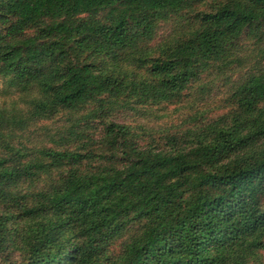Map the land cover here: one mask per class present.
<instances>
[{"label": "trees", "instance_id": "obj_1", "mask_svg": "<svg viewBox=\"0 0 264 264\" xmlns=\"http://www.w3.org/2000/svg\"><path fill=\"white\" fill-rule=\"evenodd\" d=\"M0 80V264H264V0H0Z\"/></svg>", "mask_w": 264, "mask_h": 264}, {"label": "rangeland", "instance_id": "obj_2", "mask_svg": "<svg viewBox=\"0 0 264 264\" xmlns=\"http://www.w3.org/2000/svg\"><path fill=\"white\" fill-rule=\"evenodd\" d=\"M168 33V28L163 27L159 30L158 38L164 37ZM216 84V83H215ZM221 81L218 80L217 84L215 85L214 91L212 92V96L208 102L214 103L219 98L221 92H218V89L220 88ZM218 87V88H217ZM219 91H221L219 89ZM0 98H3L5 103H10L12 101L17 100V94H14L13 92H5L4 86L2 81L0 80ZM212 103V104H213ZM186 111L184 109L174 108L173 106L165 108L163 111H156L154 110L152 112V115H140V114H132L130 112L125 113H117L114 115V121L118 123H130L133 125L140 124L147 128H152L154 130L166 128L172 125L179 124L181 120L185 117ZM50 128V124H43L40 127L33 128L28 134L27 138H29V141L34 143H42L44 140L43 132L41 131L42 128Z\"/></svg>", "mask_w": 264, "mask_h": 264}]
</instances>
